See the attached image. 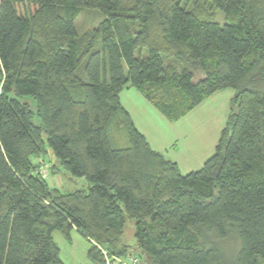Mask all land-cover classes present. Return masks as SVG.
<instances>
[{
	"label": "trees",
	"instance_id": "obj_1",
	"mask_svg": "<svg viewBox=\"0 0 264 264\" xmlns=\"http://www.w3.org/2000/svg\"><path fill=\"white\" fill-rule=\"evenodd\" d=\"M86 8L105 20L80 36ZM0 71V264H65L55 232L82 235L91 264H264V0H2ZM127 87L171 123L234 90L215 155L182 174L122 106ZM48 148L86 189L49 184L34 162Z\"/></svg>",
	"mask_w": 264,
	"mask_h": 264
},
{
	"label": "rangeland",
	"instance_id": "obj_2",
	"mask_svg": "<svg viewBox=\"0 0 264 264\" xmlns=\"http://www.w3.org/2000/svg\"><path fill=\"white\" fill-rule=\"evenodd\" d=\"M198 4L203 7V10H205L204 7L212 10L215 13L216 22L222 25L226 24L225 15L220 10L211 8L205 1ZM190 8H196V4L190 5ZM104 20L105 15L101 10L86 8L77 18L75 27L78 34L82 36L96 29ZM200 75L197 73L195 81L201 79ZM234 95L235 92L232 89L222 91L177 123L169 122L155 106L134 88L125 89L120 97L122 105L132 110L139 126L149 134L153 148L163 151L168 160L177 162L182 174L187 175L201 170L206 161L215 155L221 133L231 111V100ZM26 101L33 112H36L35 102L33 100H24L23 102ZM118 119H120L119 115L114 122ZM35 122L39 123L36 118ZM109 137L112 146L116 149L128 148L130 145L126 130L123 127L119 128L117 124L109 128ZM48 150V155L43 159V167L49 170L52 163L55 165L52 169L53 175H50L48 179L50 184L59 187L63 192L86 189L88 185L85 179L73 178L68 171L61 167L59 168L60 173L54 175L58 172L59 164L53 151L50 148ZM125 234L132 246V257H136L138 252L133 242L135 239L134 220H127ZM71 236L72 242L70 243L66 241L61 232H55L53 235L64 263L91 264L87 256L89 243L78 232H73ZM237 247L236 241H229L226 244L228 252H234ZM140 264H146V262L142 261Z\"/></svg>",
	"mask_w": 264,
	"mask_h": 264
},
{
	"label": "crops",
	"instance_id": "obj_3",
	"mask_svg": "<svg viewBox=\"0 0 264 264\" xmlns=\"http://www.w3.org/2000/svg\"><path fill=\"white\" fill-rule=\"evenodd\" d=\"M125 89H131V87H127V88H125ZM124 89V90H125ZM123 90V91H124ZM228 90V89H227ZM122 91V92H123ZM223 91H225V90H223ZM222 91H220V92H217L216 94H218V93H221ZM122 94V93H121ZM121 94H120V96H121ZM216 94H214L213 96H211L209 99H207L205 102H207V101H209L212 97H214ZM233 99V98H232ZM120 101H121V97H120ZM232 101V100H231ZM204 102V103H205ZM203 103V104H204ZM121 104H122V102H121ZM202 105V104H201ZM123 106V105H122ZM124 107V109L130 114V116H131V118L133 119V121H134V123H135V125H136V127L138 128V130L146 137V139L148 140V142L150 143V145L152 146V148H153V143H152V141H151V139H150V137H149V134L143 129V128H141L140 126H139V124H138V122L136 121V119L134 118V114H133V112H132V110H130L129 108H127V107H125V106H123ZM229 115H230V113H229ZM228 115V116H229ZM154 150H156V151H158V152H160V153H162L163 154V151H160L159 149H155V148H153ZM164 155V154H163ZM44 158H42L41 160H35L34 159V162H43L44 160H43ZM174 162V161H173ZM177 163V162H176ZM46 164V163H45ZM178 164V163H177ZM180 167V166H179ZM50 177H48L47 179H49ZM48 182H49V180H48ZM49 184H50V182H49ZM51 185V184H50ZM59 185V184H58ZM52 186V185H51ZM52 187H54V186H52ZM54 188H57V189H59L60 191H61V189L59 188V187H57V186H55ZM63 192V191H62Z\"/></svg>",
	"mask_w": 264,
	"mask_h": 264
},
{
	"label": "built area",
	"instance_id": "obj_4",
	"mask_svg": "<svg viewBox=\"0 0 264 264\" xmlns=\"http://www.w3.org/2000/svg\"><path fill=\"white\" fill-rule=\"evenodd\" d=\"M1 5H2V0H0V8H1ZM40 174L46 179L50 176L49 170L45 167H42L40 169ZM117 261H118V263H121V264H136V263H138V259H136V258H130L128 260V262L121 260V259H118Z\"/></svg>",
	"mask_w": 264,
	"mask_h": 264
}]
</instances>
